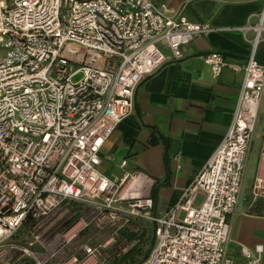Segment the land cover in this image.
<instances>
[{
    "label": "built area",
    "instance_id": "2783aa9c",
    "mask_svg": "<svg viewBox=\"0 0 264 264\" xmlns=\"http://www.w3.org/2000/svg\"><path fill=\"white\" fill-rule=\"evenodd\" d=\"M231 29L246 40L254 33L244 64L228 65L217 51L201 57L214 78L226 66L242 73L232 121L180 198L156 213L142 185L125 188L134 174L101 172V149L134 113L139 84L215 29L151 0H0V264L22 256L31 264H110L128 247L108 253L113 237L94 241L133 218L146 219L155 239L141 264H234L226 252L230 217L264 98V63L255 56L264 5ZM258 198L260 175L251 186V200ZM19 232L23 244L13 241ZM262 251L242 246L240 255L262 264Z\"/></svg>",
    "mask_w": 264,
    "mask_h": 264
},
{
    "label": "crops",
    "instance_id": "0c3cea01",
    "mask_svg": "<svg viewBox=\"0 0 264 264\" xmlns=\"http://www.w3.org/2000/svg\"><path fill=\"white\" fill-rule=\"evenodd\" d=\"M151 1L168 15L181 13L192 22L206 23L215 29L196 36L184 46L181 60H169L139 84L134 113L116 126L101 149V172L116 177L124 172L134 174L125 188L142 185L140 194L149 195L153 211L162 213L175 204L209 160L232 121L237 101L242 73L226 66L214 78L201 56L217 51L228 65L244 64L254 33L247 32L246 40L241 32L231 28L243 26L249 16L258 14L264 0ZM256 21V16L251 17L252 23ZM161 48L169 57V50ZM255 56L264 63V40L258 43ZM259 108L238 202L230 217L226 252L234 264H245L240 255L242 246L253 249L258 245L263 249L264 264V198L251 200L254 178H264V157L260 153L264 112H259ZM198 199L201 195H197ZM122 239L128 248L136 243ZM13 241L23 244L22 234L19 232ZM133 263L136 261L129 264ZM16 264H31V260L22 256Z\"/></svg>",
    "mask_w": 264,
    "mask_h": 264
},
{
    "label": "rangeland",
    "instance_id": "374dc122",
    "mask_svg": "<svg viewBox=\"0 0 264 264\" xmlns=\"http://www.w3.org/2000/svg\"><path fill=\"white\" fill-rule=\"evenodd\" d=\"M81 77V75H77L74 77V81H77L79 78ZM259 112H264V100L262 101L260 108H259ZM200 202V200H196V204H198ZM60 222L58 221V223L55 225L56 226V231L59 232V230H62L63 225L59 224ZM115 227L113 226H108L106 227L97 237V239L94 241V243H100L102 241H107L110 238L113 237V240L111 241V243L105 248L104 251L108 252V253H112L114 251H118L119 249L123 248L126 244L128 243H124L122 240V237H126V234H130V233H135L136 235H143L144 236V244H143V252L147 251L149 248L151 249L153 246H150V239L152 238L154 239V236L152 235V225L146 221V219L144 218H133L131 220V222L129 223L128 226H125L123 228H121L117 234L114 233ZM120 231L122 232V234H120ZM119 234L121 235V237L119 236ZM149 249V251H150ZM149 254V253H148Z\"/></svg>",
    "mask_w": 264,
    "mask_h": 264
},
{
    "label": "trees",
    "instance_id": "16d2710c",
    "mask_svg": "<svg viewBox=\"0 0 264 264\" xmlns=\"http://www.w3.org/2000/svg\"><path fill=\"white\" fill-rule=\"evenodd\" d=\"M126 235L127 236L125 238L127 239V241L136 240V243L130 248H128L126 252L121 253L117 257H114L110 264H129L130 262L132 263L133 261H136V263L133 264H141L148 257L150 248L145 252H143L142 250L144 244V240H143L144 236L141 234L136 235L135 233H130L129 235L128 234ZM151 245L152 246L154 245V240L152 238L150 239V246ZM135 256H137L136 259H134Z\"/></svg>",
    "mask_w": 264,
    "mask_h": 264
},
{
    "label": "bare ground",
    "instance_id": "6f19581e",
    "mask_svg": "<svg viewBox=\"0 0 264 264\" xmlns=\"http://www.w3.org/2000/svg\"><path fill=\"white\" fill-rule=\"evenodd\" d=\"M132 182V181H131Z\"/></svg>",
    "mask_w": 264,
    "mask_h": 264
}]
</instances>
